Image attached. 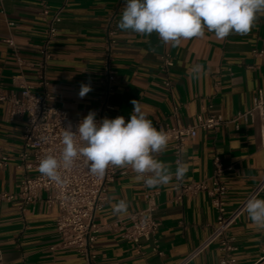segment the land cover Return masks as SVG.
<instances>
[{
	"label": "crops",
	"instance_id": "crops-1",
	"mask_svg": "<svg viewBox=\"0 0 264 264\" xmlns=\"http://www.w3.org/2000/svg\"><path fill=\"white\" fill-rule=\"evenodd\" d=\"M64 2L45 74L54 106L68 112L72 119H83L98 105L105 19L118 13V23L124 0H0V87L17 90L23 84L34 85L40 63L37 48L47 22ZM40 5H46V15ZM116 33L111 61L117 75L110 97L112 119L124 116L127 122L133 110L131 100L135 99L153 125L187 126L196 116L214 115L223 120L215 130H197L196 136L184 143L179 158L171 142L157 154L173 174L178 162L187 165L183 181L174 178L166 186L148 188L143 180H135L137 174L130 166L117 167L107 202L95 216L101 227L94 245L96 264H178L208 238L215 225L208 194L182 195V188L202 182L210 187L217 158L223 167L232 168L220 177L228 189L227 209L232 210L264 174V136L259 120L255 116L235 120L251 109L257 91L264 94V59L252 54L264 50V13L257 14L248 34L233 33L220 40L206 30L203 38L182 39L176 47L163 43L156 32L145 36L121 30L116 24ZM164 55L174 62L167 73L161 69ZM197 64L203 66L198 74L192 72ZM81 83H89L92 88L83 98L78 95ZM33 92L41 91L35 87ZM24 125L22 119L8 121L0 106V148L8 156V165L0 168V197H13L0 198L1 264H82L74 251L55 247L58 209L46 203L45 194L21 211L17 193L22 173L15 165ZM154 192L159 193L153 198V218L159 228L154 237L141 242L140 252H136L121 238L116 223L128 225L132 213L147 207L145 195ZM113 196L116 199L110 203L108 198ZM256 198L264 199V189ZM120 199L130 205L127 214L113 213L111 204ZM229 234L237 249V264H254L262 256L264 229H257L246 211ZM220 257L218 245L213 243L187 264H219Z\"/></svg>",
	"mask_w": 264,
	"mask_h": 264
},
{
	"label": "built area",
	"instance_id": "built-area-1",
	"mask_svg": "<svg viewBox=\"0 0 264 264\" xmlns=\"http://www.w3.org/2000/svg\"><path fill=\"white\" fill-rule=\"evenodd\" d=\"M66 2L58 8L47 22L44 30L43 40L37 48L40 63L37 65L38 75L34 85L23 84L17 90H5L0 87V106L4 108L5 118L8 121L22 119L25 122L22 131L21 151L17 156L15 168L22 173L19 192L17 197L22 203L21 211L25 207L36 204L42 194L46 196L49 206H56L58 215L55 219V231L58 242L55 245L61 250L74 251L81 259L82 264H96L95 242L101 227L95 222L96 214L101 211L107 202L108 187L115 181L118 172L116 166H109L105 175L101 178L93 175L84 160L80 157L75 160L72 167L58 171L61 175L62 184L51 181L38 170L40 161L47 155H54L57 159L62 153V134L69 122L72 131H77V125L82 119H72L68 112L54 106V97L48 92L49 82L45 74L46 64L51 58V44L57 37L56 25L61 22V16ZM43 15H46V5H40ZM118 13H111L105 19V57L104 71L100 80V93L98 105L95 109L97 122L107 117L113 107L110 97L113 93L114 83L117 75L111 69L112 53L117 46L116 24ZM12 45L11 41H7ZM255 57L264 59V50H254ZM174 66L173 59L168 55L161 57V69L167 73ZM169 86V83H166ZM38 87L40 93H34ZM246 116L257 117L261 124L264 136V94L257 91L251 109L243 114H238L235 120ZM223 120L220 116H196L191 125L167 126L154 125L158 130L163 128L169 136V142L173 143L174 154L179 158L186 141L196 136L197 130H215ZM77 143L81 144L77 138ZM8 165V156L0 148V168ZM215 174L211 179V186L205 182L199 184L185 185L182 195H195L206 192L210 198V204L215 212V225L208 238L178 264H187L203 248L216 243L221 253L219 264H237L234 258L236 246L229 234L230 229L236 225L244 213L247 201L256 198L264 189V174L260 181L250 193L232 210L227 209L228 189L221 180L225 172H231V167H223L217 158L214 159ZM159 193H147L145 200L147 207L128 217L129 224L116 223L120 236L131 243L136 252H140V244L154 237L158 231L159 223L153 218V198ZM4 200H11L10 195H2ZM2 255L0 252V264ZM254 264H264V252Z\"/></svg>",
	"mask_w": 264,
	"mask_h": 264
},
{
	"label": "clouds",
	"instance_id": "clouds-1",
	"mask_svg": "<svg viewBox=\"0 0 264 264\" xmlns=\"http://www.w3.org/2000/svg\"><path fill=\"white\" fill-rule=\"evenodd\" d=\"M258 13H264V0H124L117 27L145 36L156 32L163 43L176 47L182 39L203 38L206 30L220 40L233 33L248 34ZM202 68L194 65L192 72L198 74ZM90 91L89 83H81L78 95L83 98ZM131 104L133 110L127 122L124 116L97 122L94 111L83 117L75 133L69 122L63 130L60 158L45 156L39 163V172L62 184L58 170L72 167L76 159L83 157L89 171L101 178L111 165L130 166L137 174L135 180H143L148 188L166 186L174 178L183 181L188 171L186 164L178 162L173 174L170 165L157 158L168 146V134L153 125L138 100H131ZM108 199L111 203L116 198ZM111 207L114 214H127L130 205L120 199ZM245 211L257 229H264V199H249Z\"/></svg>",
	"mask_w": 264,
	"mask_h": 264
}]
</instances>
